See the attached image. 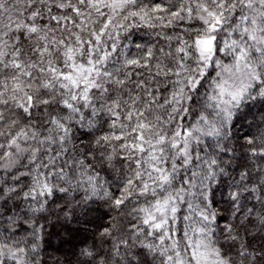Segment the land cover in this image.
I'll use <instances>...</instances> for the list:
<instances>
[{"label":"snow or ice","instance_id":"snow-or-ice-1","mask_svg":"<svg viewBox=\"0 0 264 264\" xmlns=\"http://www.w3.org/2000/svg\"><path fill=\"white\" fill-rule=\"evenodd\" d=\"M257 102L264 0H0V264L97 203L76 264H264Z\"/></svg>","mask_w":264,"mask_h":264},{"label":"trees","instance_id":"trees-1","mask_svg":"<svg viewBox=\"0 0 264 264\" xmlns=\"http://www.w3.org/2000/svg\"><path fill=\"white\" fill-rule=\"evenodd\" d=\"M157 31L159 29L134 28L131 30L130 39L122 40V43L129 44L133 50L135 44L149 46L156 40L154 32ZM231 124L232 134L237 138L264 130V103L244 106L236 112ZM105 211L106 209L97 203L91 205L86 214H80L78 211L76 216L68 220L52 217L44 230L40 264H76V254L86 244L93 242L94 224L91 222L97 221Z\"/></svg>","mask_w":264,"mask_h":264}]
</instances>
